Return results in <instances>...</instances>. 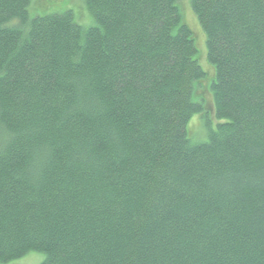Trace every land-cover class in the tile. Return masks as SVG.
Returning a JSON list of instances; mask_svg holds the SVG:
<instances>
[{
  "label": "trees",
  "instance_id": "1",
  "mask_svg": "<svg viewBox=\"0 0 264 264\" xmlns=\"http://www.w3.org/2000/svg\"><path fill=\"white\" fill-rule=\"evenodd\" d=\"M36 1L0 0V264H264V0H190L206 65L180 0Z\"/></svg>",
  "mask_w": 264,
  "mask_h": 264
},
{
  "label": "rangeland",
  "instance_id": "2",
  "mask_svg": "<svg viewBox=\"0 0 264 264\" xmlns=\"http://www.w3.org/2000/svg\"><path fill=\"white\" fill-rule=\"evenodd\" d=\"M39 2V3H38ZM44 2V3H42ZM182 9L184 12L185 20L187 23L191 26L192 30L195 32V35L197 39L199 40V46H200V52L203 56L202 62L206 65L207 59V47L205 42V35L199 25L198 19L196 15L194 14L190 0H180ZM47 5H51L52 7H58L60 5H64L66 7H72V9L75 11L77 18L82 23H89L90 21V13L85 8L84 0H39L36 1L35 8L37 10H43V8ZM48 9H51L50 7ZM196 117V118H195ZM190 123L192 130V135L194 136V140L197 143H201L203 141L208 140V122H211L212 125L216 128V121L214 122V118H203L200 116V114H197ZM44 260V255L39 253H30L24 258L13 261L8 264H41Z\"/></svg>",
  "mask_w": 264,
  "mask_h": 264
}]
</instances>
